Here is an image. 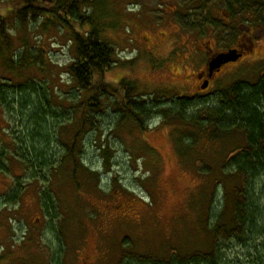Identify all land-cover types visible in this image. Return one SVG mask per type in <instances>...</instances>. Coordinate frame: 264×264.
Masks as SVG:
<instances>
[{
	"label": "rangeland",
	"instance_id": "1",
	"mask_svg": "<svg viewBox=\"0 0 264 264\" xmlns=\"http://www.w3.org/2000/svg\"><path fill=\"white\" fill-rule=\"evenodd\" d=\"M103 1L98 20L111 24L104 35L118 55L117 67L105 75L108 84L125 79L138 87L140 99L159 95L166 111L175 100L191 98L194 108L187 116L203 121L223 90L239 81L257 82L264 34L249 58L225 68L200 92L196 75L213 52H227L225 43L234 37L218 23L228 10L222 0ZM23 3L0 0V17L14 19ZM86 11L92 13V6ZM13 19L14 46L0 56V87L8 102L0 103V264H137V257L207 251L210 227L229 205L223 182L228 194L250 184L223 172L232 154L245 147V136L234 132L214 141L204 134L192 142L186 126L161 115L141 128L122 120L121 97L119 106L109 98L97 128L79 140L77 163L66 159L82 117L67 72L75 59L70 38L44 28L41 19ZM24 90L27 98L20 95ZM38 127L47 140L39 148L46 166L32 151L30 136ZM253 194L263 225L264 179ZM238 255L250 261L244 252Z\"/></svg>",
	"mask_w": 264,
	"mask_h": 264
},
{
	"label": "trees",
	"instance_id": "2",
	"mask_svg": "<svg viewBox=\"0 0 264 264\" xmlns=\"http://www.w3.org/2000/svg\"><path fill=\"white\" fill-rule=\"evenodd\" d=\"M103 2V0H24L23 6L14 13V19L0 17V56L12 50L15 43L10 29L12 19L13 22L18 20L20 23H26L29 18L41 19L45 22L44 28H56L68 35L75 59L67 72L77 89V102L81 100L78 105L82 117L78 121L71 145L66 146L64 157L75 163L79 157L77 146L80 138L89 128H97V116L102 112L105 100L109 98L113 99L115 106H119L120 103L116 101L120 99L119 97L122 98L120 107L124 113L123 121H134L141 128H145L147 121L155 115H161L165 119L169 118L171 123L175 121L183 127L186 126L185 132L192 142H197L200 135L202 137L204 134L214 141L224 139L229 133L243 134L246 139L245 147L232 154L223 172L229 173L231 177L241 182L247 181L248 178L250 184L248 189L244 185L243 189H236L234 193L231 190L228 194L229 185L223 182L229 205L224 207L216 224L210 227L212 243L209 249L205 252H173L169 258L163 259L137 257L136 261L137 264H264V242L258 245L255 241L258 238L264 241V224L261 225V209L253 194L254 185L264 179V66L260 67L262 69H256L258 80L255 84L239 81L218 94L216 106L208 111L210 117L203 121L195 116H187L189 112L187 110L194 108L191 98L175 100L173 106H168V111L162 110L166 104L161 102L159 95L154 94L148 102L144 98L140 99L138 87L125 79L116 86L105 81L106 73L117 67L118 55L115 46L108 42L104 35L111 24L103 25L98 20L99 15L106 9ZM91 6L92 13L87 14L86 10ZM102 17L107 19L109 15L104 14ZM2 89L3 87H0V103L7 105V98ZM25 92L21 91L20 95L26 97ZM41 120L35 119L34 122L42 126ZM38 128L40 130L37 129V132L30 136L32 151L38 164L46 166L47 155L39 148H42L47 140L45 136L41 137L44 135L42 127ZM45 132L48 134L49 131ZM104 154L108 162L107 152ZM0 159L3 157L0 156ZM239 251L244 252L245 259L250 261L241 262ZM233 252L237 255L231 260L230 255Z\"/></svg>",
	"mask_w": 264,
	"mask_h": 264
},
{
	"label": "flooded vegetation",
	"instance_id": "3",
	"mask_svg": "<svg viewBox=\"0 0 264 264\" xmlns=\"http://www.w3.org/2000/svg\"><path fill=\"white\" fill-rule=\"evenodd\" d=\"M225 2L227 12H222L218 18V23L224 29L234 34L231 42H226L227 52H220L215 54L214 52L208 58L207 68L200 71L196 78L202 85L199 86L200 92H207L211 85L212 80L216 78L222 71L228 66H236L237 64L243 63L247 58L252 55V50L256 47L260 48L263 39L259 38L260 35L264 34V1L263 0H222ZM224 13V15H223ZM216 34H219L216 32ZM217 37L216 42L220 38ZM213 51V49H210ZM229 51H237L238 54L242 55V58L236 62L224 66L220 72L214 73L212 76L209 74L208 65L218 55L228 53ZM208 82V87L203 89L205 83Z\"/></svg>",
	"mask_w": 264,
	"mask_h": 264
},
{
	"label": "water",
	"instance_id": "4",
	"mask_svg": "<svg viewBox=\"0 0 264 264\" xmlns=\"http://www.w3.org/2000/svg\"><path fill=\"white\" fill-rule=\"evenodd\" d=\"M242 58V55L237 51H229L228 53L216 56L208 65L209 74L212 76L216 72H220L221 69L231 63H236ZM208 87V82L205 83L203 89Z\"/></svg>",
	"mask_w": 264,
	"mask_h": 264
}]
</instances>
